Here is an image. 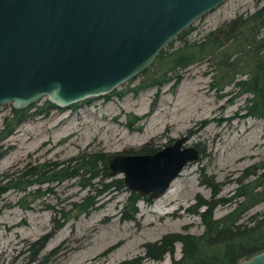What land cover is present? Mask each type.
I'll return each instance as SVG.
<instances>
[{
    "label": "rangeland",
    "instance_id": "374dc122",
    "mask_svg": "<svg viewBox=\"0 0 264 264\" xmlns=\"http://www.w3.org/2000/svg\"><path fill=\"white\" fill-rule=\"evenodd\" d=\"M262 5L264 0H226L194 22L189 37L202 38L223 22ZM216 67L212 60H204L182 69V80L164 84L157 98V87L149 86L123 97H94L89 104L53 109L48 115L36 112L46 99L35 102L29 117L0 141L5 150L0 158L1 185L12 178L6 174L13 176L29 164L61 162L82 151L136 153L147 143V150L155 151L183 135L189 136L186 145L204 151L185 166L169 190L155 200L140 199L134 219L123 217L130 193L126 189L107 190L96 208L75 216L71 203L90 192L78 178L43 183L39 192V184L26 191L10 188L0 196V264H114L135 257H143V264H171L173 256L180 257V242L174 255L167 253L162 259L148 258L146 245L169 233H202V217L194 210L199 199H211L214 190H218L215 197L230 196L246 168L264 161V117L246 116L241 110L250 93H241L234 84L218 88ZM142 78L141 73L117 90ZM11 111V104L0 105V130ZM130 113L142 116L134 123L137 128L128 125ZM116 177L122 174L105 181ZM233 205L219 204L215 216L225 215ZM61 209L71 217L55 229L57 220H62V212H57ZM254 212H264V199L245 218ZM52 231L38 259L32 261L37 249L32 245Z\"/></svg>",
    "mask_w": 264,
    "mask_h": 264
},
{
    "label": "water",
    "instance_id": "95a60500",
    "mask_svg": "<svg viewBox=\"0 0 264 264\" xmlns=\"http://www.w3.org/2000/svg\"><path fill=\"white\" fill-rule=\"evenodd\" d=\"M226 0H0V105L59 107L111 93ZM177 137L152 152L110 153V175L149 200L201 156ZM238 264H264V249Z\"/></svg>",
    "mask_w": 264,
    "mask_h": 264
},
{
    "label": "trees",
    "instance_id": "16d2710c",
    "mask_svg": "<svg viewBox=\"0 0 264 264\" xmlns=\"http://www.w3.org/2000/svg\"><path fill=\"white\" fill-rule=\"evenodd\" d=\"M193 25L182 31L175 39L179 44L174 45L172 40L163 48L154 61L142 72L143 78L136 85H129L123 89H115L104 98L109 99L112 94L123 97L127 92L138 93L149 86H156L155 97L160 96L164 84L174 81L178 84L183 78L182 69L194 63L208 60L215 63L219 74L218 88L234 84L241 93H250L246 97L241 110L246 116L264 117V5L248 15H238L227 20L206 33L202 38L189 37ZM136 78V77H134ZM155 98V99H156ZM88 98L73 104L78 107L91 103ZM31 104L26 108H15L4 117V126L0 130V141L11 134L13 130L29 115ZM53 109H63L49 100H45L36 112L50 114ZM133 118L128 125L142 119V116L130 113ZM207 122L204 120L203 124ZM145 144L140 152L147 150ZM199 147V146H198ZM0 158L5 150L1 149ZM200 152L204 151L199 148ZM108 153L104 151H82L63 161H44L29 164L27 168L19 169L4 185L0 184V196L10 188L26 191L31 185L39 184L37 191L43 183L63 181L69 178H78L79 183L89 189L81 201H73L72 211L75 216L89 213L100 202V196L110 189L129 190L122 177L105 181L111 175L108 173L105 161ZM264 161L257 162L246 168L244 174L237 179L235 192L230 196L215 197L218 190H214L211 199L200 198L194 210L199 211L204 223V231L200 234L174 232L163 236L156 242L146 245L148 258L162 259L167 253H175V245L180 242V257L172 258L171 264H238L242 259L264 249V212H254L245 218L247 212L256 203L264 199ZM97 179V180H96ZM216 185V184H215ZM101 187V188H100ZM47 190H52L48 187ZM130 191V190H129ZM140 199L149 200L136 191H130L124 204V219H134L138 213L137 203ZM233 203L232 209L221 217H216L214 210L219 204ZM200 206L205 209L199 210ZM61 211L62 220L58 219L55 229L61 227L70 216V212ZM53 234H44L37 242V249L31 260L38 259L37 253L41 251ZM34 256V257H33ZM114 264H143V257L125 259Z\"/></svg>",
    "mask_w": 264,
    "mask_h": 264
},
{
    "label": "bare ground",
    "instance_id": "6f19581e",
    "mask_svg": "<svg viewBox=\"0 0 264 264\" xmlns=\"http://www.w3.org/2000/svg\"><path fill=\"white\" fill-rule=\"evenodd\" d=\"M169 189H170V188H169ZM169 189H168V190H169Z\"/></svg>",
    "mask_w": 264,
    "mask_h": 264
}]
</instances>
